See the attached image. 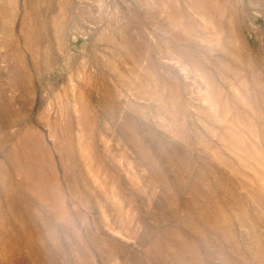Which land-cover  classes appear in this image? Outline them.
Segmentation results:
<instances>
[{"label": "rangeland", "instance_id": "rangeland-1", "mask_svg": "<svg viewBox=\"0 0 264 264\" xmlns=\"http://www.w3.org/2000/svg\"><path fill=\"white\" fill-rule=\"evenodd\" d=\"M2 6L0 264H264V0Z\"/></svg>", "mask_w": 264, "mask_h": 264}, {"label": "bare ground", "instance_id": "bare-ground-1", "mask_svg": "<svg viewBox=\"0 0 264 264\" xmlns=\"http://www.w3.org/2000/svg\"><path fill=\"white\" fill-rule=\"evenodd\" d=\"M33 3H35V2H33ZM47 4H48V2H47ZM0 10H2V11L4 10L3 6L0 8ZM33 19H34V18H33ZM29 25H30V24H29ZM34 25H35V24H34ZM40 29H41V28H40ZM36 33H37V32H36ZM32 34H33V33H32ZM13 71H14V69H13ZM13 71H12V72H13Z\"/></svg>", "mask_w": 264, "mask_h": 264}]
</instances>
